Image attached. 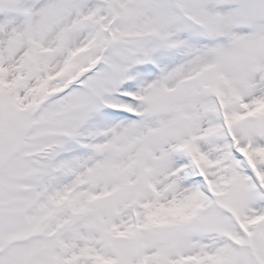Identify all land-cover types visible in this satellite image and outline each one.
<instances>
[{"label": "snow or ice", "instance_id": "obj_1", "mask_svg": "<svg viewBox=\"0 0 264 264\" xmlns=\"http://www.w3.org/2000/svg\"><path fill=\"white\" fill-rule=\"evenodd\" d=\"M0 264H264V0H0Z\"/></svg>", "mask_w": 264, "mask_h": 264}]
</instances>
